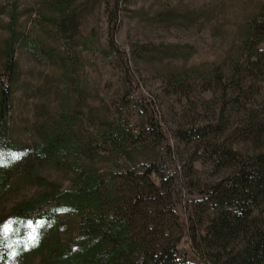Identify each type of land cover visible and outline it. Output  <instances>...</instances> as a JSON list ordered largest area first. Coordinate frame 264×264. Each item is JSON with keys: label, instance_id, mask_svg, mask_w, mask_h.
<instances>
[{"label": "trees", "instance_id": "obj_1", "mask_svg": "<svg viewBox=\"0 0 264 264\" xmlns=\"http://www.w3.org/2000/svg\"><path fill=\"white\" fill-rule=\"evenodd\" d=\"M77 1L38 2L40 18L52 23L62 39H72L77 27ZM102 1L111 52L119 56L130 86L137 87L127 52L115 41L122 4L128 0ZM17 18L14 3L6 72L0 75V192L18 181L12 179L19 172L32 178L41 167L63 169L70 186L51 182L38 197L13 207L0 222V264H18L43 249L48 264H264V3L247 25L243 50L232 61L229 77L221 66L214 75L202 76L203 90L216 83L223 93L215 120L179 129L180 140L192 152L166 143L161 156L152 145L167 135L155 124L151 105L140 98L133 102L148 116L149 128L143 124L136 131L126 119L97 118L90 111L92 130L83 133L78 108L53 123L39 144L15 142L8 127L7 81L17 71ZM191 75L176 76L172 86L184 90ZM71 83L81 95L75 78ZM197 159L222 173L208 180L210 174L204 176L194 165ZM100 163L110 167L103 170ZM62 215L79 217L76 235L65 242L59 239ZM49 231L55 239L47 247ZM181 244L189 245L190 259L179 253Z\"/></svg>", "mask_w": 264, "mask_h": 264}, {"label": "rangeland", "instance_id": "obj_2", "mask_svg": "<svg viewBox=\"0 0 264 264\" xmlns=\"http://www.w3.org/2000/svg\"><path fill=\"white\" fill-rule=\"evenodd\" d=\"M39 0H0V75L6 72V49L10 34V16L17 4V32L21 40L15 44L17 71L7 81L11 88L9 134L17 143L35 145L42 142L53 123L65 112H82V132L89 126L90 111L97 118L104 116L126 119L140 130L148 116L133 100L145 99L154 111V122L167 135L155 146L158 156L170 143L173 148L192 152L180 140V128H190L215 120L222 104V90H203V75L214 73L221 66L229 77L232 61L241 55L247 25L264 0H128L123 3L121 21L115 41L124 48L137 87H131L127 73L116 53L111 52L109 19L102 0H78L77 27L72 39L65 40L48 20L40 18ZM46 12V10H43ZM67 65V67H66ZM68 73V77L65 76ZM187 80L184 90H176V76ZM70 76V77H69ZM190 76V75H189ZM76 79L78 95L71 83ZM5 79V78H4ZM74 83V82H73ZM75 110V111H74ZM235 115V109H230ZM146 124V125H145ZM192 146V145H191ZM189 152V153H188ZM142 156H137L139 161ZM194 165L215 180L222 171L202 159ZM104 170L109 163H100ZM7 189L0 192V222L6 221L13 207L34 199L48 189L49 183L70 186V175L63 169L41 167L35 177L14 176ZM181 204H186L184 192ZM64 227L59 232L63 242L78 231L79 217L62 215ZM34 230V229H33ZM46 245L55 239L54 232L46 234ZM189 259L188 244L178 247ZM43 249L26 255L18 264H48Z\"/></svg>", "mask_w": 264, "mask_h": 264}]
</instances>
